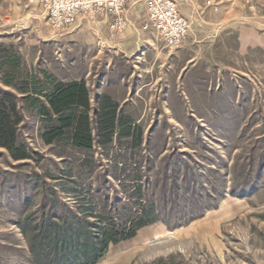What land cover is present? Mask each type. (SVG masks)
Segmentation results:
<instances>
[{"label":"rangeland","instance_id":"1","mask_svg":"<svg viewBox=\"0 0 264 264\" xmlns=\"http://www.w3.org/2000/svg\"><path fill=\"white\" fill-rule=\"evenodd\" d=\"M173 1L190 28L169 51L143 29L145 0L112 43L104 22L79 19L59 34L43 0H0L1 46L29 71L85 82L93 119L107 97L131 126L106 148L95 132L83 153L45 145L26 115L31 159L0 148V264H33L16 224L39 215L45 195L73 206L76 189L98 213L128 203L136 176L158 220L97 264H264V0Z\"/></svg>","mask_w":264,"mask_h":264},{"label":"trees","instance_id":"2","mask_svg":"<svg viewBox=\"0 0 264 264\" xmlns=\"http://www.w3.org/2000/svg\"><path fill=\"white\" fill-rule=\"evenodd\" d=\"M90 111L85 82L65 83L45 71H29L12 45H0V148L13 161L32 156L21 134L26 115L40 123V139L45 145L64 143L83 153L92 149L95 132L102 148L115 136L131 134L129 122L119 117L109 98L99 100L94 119ZM140 180L136 176L131 181L128 203L105 202L98 213L93 201L76 189L68 193L74 198L73 206L54 191L50 197L45 195L40 214L26 215L16 224L33 264H97L110 244L130 240L138 230L155 223L156 207L144 198Z\"/></svg>","mask_w":264,"mask_h":264},{"label":"built area","instance_id":"3","mask_svg":"<svg viewBox=\"0 0 264 264\" xmlns=\"http://www.w3.org/2000/svg\"><path fill=\"white\" fill-rule=\"evenodd\" d=\"M139 0H43L46 25L64 34L77 20L104 22L105 41L112 43L123 35L130 21L129 7ZM143 1V0H142ZM144 30H149L164 49L180 48L189 34V22L173 0H145Z\"/></svg>","mask_w":264,"mask_h":264},{"label":"crops","instance_id":"4","mask_svg":"<svg viewBox=\"0 0 264 264\" xmlns=\"http://www.w3.org/2000/svg\"><path fill=\"white\" fill-rule=\"evenodd\" d=\"M124 32H125V31H124ZM106 34H107V29H106V27H105V25H104V40H105ZM123 35H124V33H123ZM123 35H122V36H123ZM120 37H121V36H120ZM120 37H119V38H120Z\"/></svg>","mask_w":264,"mask_h":264}]
</instances>
